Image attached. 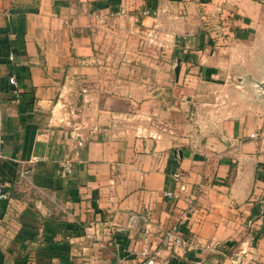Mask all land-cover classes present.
<instances>
[{
  "label": "crops",
  "instance_id": "0c3cea01",
  "mask_svg": "<svg viewBox=\"0 0 264 264\" xmlns=\"http://www.w3.org/2000/svg\"><path fill=\"white\" fill-rule=\"evenodd\" d=\"M112 15L165 43L145 75L102 63ZM263 83L264 0H0V264H264Z\"/></svg>",
  "mask_w": 264,
  "mask_h": 264
},
{
  "label": "rangeland",
  "instance_id": "374dc122",
  "mask_svg": "<svg viewBox=\"0 0 264 264\" xmlns=\"http://www.w3.org/2000/svg\"><path fill=\"white\" fill-rule=\"evenodd\" d=\"M119 16L112 15L101 18L98 34L99 50L104 55L102 63L115 67L120 62L119 58L121 59L122 55L129 54L134 56L138 66L143 69L142 75H145V71L150 67L147 61L148 53L166 48V45L161 42L160 37L152 34L145 35L143 31L141 33L139 30H135V27L130 26L132 20H125ZM135 22L140 26V19H136ZM110 71L112 73V68ZM105 77L111 79L112 75L107 73ZM97 81L101 83L99 79ZM80 82L84 84L85 77L82 76L79 79Z\"/></svg>",
  "mask_w": 264,
  "mask_h": 264
},
{
  "label": "built area",
  "instance_id": "2783aa9c",
  "mask_svg": "<svg viewBox=\"0 0 264 264\" xmlns=\"http://www.w3.org/2000/svg\"><path fill=\"white\" fill-rule=\"evenodd\" d=\"M13 58V56H11ZM9 84L12 86V91L14 92L15 96L19 99L21 97V90L19 86V81L15 74H11L8 77ZM51 129L47 128L42 130L39 135L41 137H48ZM252 136H255V133H252ZM4 158L3 149L1 148L0 142V160ZM46 157L42 155H33V157L29 160L22 161V167L19 172V180L20 183L23 182H33L32 181V173H33V165L36 162L45 160ZM61 168L63 173L70 174L74 171L73 161L70 158H65L62 161ZM178 178L181 177L180 173L176 174ZM184 184H181L183 187ZM165 194L172 198L174 201V214L177 218L175 224H173L170 228L165 231L164 240L165 242L172 248H188L191 246V239L190 237L181 229V225L186 222L189 218L190 213L194 209V203L191 202L185 207H182L178 204V200L180 198V193L176 190H165ZM8 198V191H6L3 186L0 184V205L1 202ZM136 214H133L132 217H136ZM146 255V259L143 264H155L156 256L153 255L147 248L143 250ZM166 264V263H165Z\"/></svg>",
  "mask_w": 264,
  "mask_h": 264
},
{
  "label": "water",
  "instance_id": "95a60500",
  "mask_svg": "<svg viewBox=\"0 0 264 264\" xmlns=\"http://www.w3.org/2000/svg\"><path fill=\"white\" fill-rule=\"evenodd\" d=\"M179 62H180V60H179ZM179 62H178V64H179ZM179 65L177 66V68H176V71H177V73H179ZM263 87H264V83H263Z\"/></svg>",
  "mask_w": 264,
  "mask_h": 264
},
{
  "label": "trees",
  "instance_id": "16d2710c",
  "mask_svg": "<svg viewBox=\"0 0 264 264\" xmlns=\"http://www.w3.org/2000/svg\"><path fill=\"white\" fill-rule=\"evenodd\" d=\"M8 196H9V192H8Z\"/></svg>",
  "mask_w": 264,
  "mask_h": 264
}]
</instances>
